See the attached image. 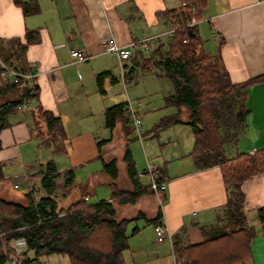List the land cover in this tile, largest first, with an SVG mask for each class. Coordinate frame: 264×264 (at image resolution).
<instances>
[{"label":"crops","instance_id":"0c3cea01","mask_svg":"<svg viewBox=\"0 0 264 264\" xmlns=\"http://www.w3.org/2000/svg\"><path fill=\"white\" fill-rule=\"evenodd\" d=\"M37 1L39 10L24 15L13 0H0L2 54L9 55L8 58L19 70L29 67L37 71L33 77L37 86L36 96L24 109L10 113L6 118L9 124L0 130V162L4 172L0 180V196L5 198V187L11 193L14 183H17V189L21 184L26 186L22 196L16 195L22 200H26V193L34 199L45 195L37 173L45 163V154H49L46 161H55L50 155L51 148L41 144L36 136L37 131H45L38 104L43 110L59 116L63 123L68 137L65 154L74 153L76 156L74 166L68 168L74 172L76 168L77 185L73 187L76 197L82 188L96 193L99 183L106 186L103 193L107 195L104 199H108L111 180L102 165L112 159H118L116 163L125 166L123 187L132 188L125 162L120 161L119 164L124 151L122 144L128 134H124L119 121L112 127L105 125L104 110L113 104L105 105L100 110V122H95L94 113L99 107L93 112L95 106L88 105V98L90 91L105 96L107 86L111 87L118 80L112 71L111 56L117 60L119 77L124 86L133 78V67L131 65L126 69V63L136 59L132 54L120 64L115 54L103 49V44L112 40L118 45H126L132 40L167 32L173 27V21L162 11L179 7L181 0ZM195 25L197 49L213 56L231 81H246L264 73V0H206ZM15 39L24 47L22 51L10 55L16 47ZM166 41V34L158 36L150 42L148 53L157 57L160 51L157 48L163 50ZM71 49H79L88 58L72 63ZM130 69L132 78L124 81L123 73ZM99 72L103 73L101 92L96 79ZM245 103L249 111L240 135L234 143H225L224 150L228 156L264 148V82L247 86ZM184 116L181 115V118L187 117L186 109ZM172 125L176 128L181 126L179 128L189 135L184 141L172 138L167 159L156 157L158 164L155 165L162 170L160 175L165 180V189L159 196L145 193L133 203H114L118 218L132 217L141 212L143 217L138 219L145 221L144 230H149L152 236L147 242L128 243V249L123 252L126 264H170L169 256H173V264H181L180 248L202 241L228 223L223 209L232 188L224 183L217 166L197 167L194 158L189 155L193 143L191 127L185 123ZM115 138L121 143H115ZM119 144V149L115 150L114 147ZM90 151L94 154L92 157ZM98 158L100 165L90 171L86 169L84 178L78 179L77 174L80 175L85 166L89 168L91 161L95 162ZM55 167L59 171L56 164ZM60 181L61 178H57V182ZM240 188L244 195V214L249 220L247 224L256 228V236L250 243V258L244 263L233 264H264V233L260 230L257 215V208L264 206V174L248 178ZM55 193L58 206L67 202L59 199L64 197L59 189ZM158 208L161 213L159 221L167 226L172 239L167 238L169 243L166 245L164 240H156L153 224L145 219L152 217Z\"/></svg>","mask_w":264,"mask_h":264},{"label":"trees","instance_id":"16d2710c","mask_svg":"<svg viewBox=\"0 0 264 264\" xmlns=\"http://www.w3.org/2000/svg\"><path fill=\"white\" fill-rule=\"evenodd\" d=\"M13 1L21 7L24 15L39 10L37 0ZM184 1V5L162 11L173 21V31L167 36L165 48H157V51L160 50L159 55H143L144 52L139 48L132 54L135 58H142L144 68H157L172 81L174 90L166 97V101L173 104L176 110L161 124H188L193 136L189 155L194 158L197 167L217 166L224 183L232 188L223 209L228 223L202 241L180 248L181 264L244 263L250 258V243L256 236V228L247 224L240 185L254 175L264 174V148L228 156L224 150L227 141L225 132L243 128L249 111L245 103L246 88L251 83L264 82V73L246 81H231L213 56L197 49V29L191 21L200 17L206 0ZM15 40L16 47L10 55H15L24 47V44ZM0 54L3 57L1 62L7 67L33 72L29 67L17 69L8 58L9 55L4 56L1 50ZM2 71L4 69L0 65V75ZM131 74V69L123 73L124 81L132 78ZM102 75V72L96 75L100 92L103 90L100 83ZM36 90L33 78L1 80L0 130L9 124L7 116L17 111L19 104L24 102L27 105L36 96ZM123 104L120 102L106 107L104 123L112 127L119 121L124 134L130 135L128 116L121 109ZM37 107L45 124V131H37L36 134L40 143L49 146L52 153H67L68 137L60 117L43 110L38 104ZM182 108L187 110L185 119L181 118ZM122 160L132 188L118 186L115 180L118 174L116 160L112 159L102 165L111 180L108 199L101 198L88 203L86 198L89 191L82 188L74 200L65 206H58L55 191L59 189L60 194L66 196L77 184L74 171H57L52 159L46 161L37 173L45 195L34 199L26 193L25 202L0 196V264H6L11 258L15 251L12 243L17 239L23 240V250L17 254L15 264H40L36 256L51 253L65 254L70 264H126L123 252L129 247L128 237L140 229L134 225L127 233L128 224L143 217V214L138 212L132 217L118 218L114 203H133L139 196L153 191L148 184L139 181L127 146L124 147ZM157 169L160 175L162 170L159 167ZM3 177V163L0 162V180ZM57 178H61L59 183ZM159 178L163 177L160 175ZM257 215L260 230L264 233V206L257 208ZM160 216L158 208L152 217L145 219L154 225ZM28 251L33 256H28Z\"/></svg>","mask_w":264,"mask_h":264},{"label":"rangeland","instance_id":"374dc122","mask_svg":"<svg viewBox=\"0 0 264 264\" xmlns=\"http://www.w3.org/2000/svg\"><path fill=\"white\" fill-rule=\"evenodd\" d=\"M148 54L147 52H144L143 55ZM0 59L2 60L3 57L0 54ZM136 61H128L126 64V69L132 65L133 67V78L124 86L121 77H119V71H118V64L116 58L114 56L110 57V64L113 66L112 71L115 76L118 77V80L112 84L111 87L107 86V93L105 96H101L98 93H94L93 91H90L89 98H88V105L90 103L94 105L93 112L98 109V112L94 113L93 120L95 122H100L101 113L100 110L107 104H115L118 102H127L129 101L134 110L140 115L141 118V128L143 130V137L141 139H138L134 137L133 135H127L126 140L123 141L122 144L123 149L124 145L127 144V147L131 153L134 167L136 172L139 174L143 171V169L147 166L146 163L151 162L154 164H158L156 161V157L163 158L164 160L167 159V153L172 146L170 145V141L172 138H181V140H185L186 136L189 135L185 133L184 129L181 130V126H176L170 124V125H162V121L166 118L171 116L172 113L175 112L176 107L173 104H170L166 101V97L173 92L174 86L172 84V81L161 73L160 70L152 69L148 70L143 67L142 58H135ZM111 85V84H109ZM92 90V89H91ZM32 107V105H29ZM182 116L185 115V108L182 109ZM185 117V116H184ZM120 126L121 124L118 123ZM241 129H234L230 132H225V135L227 137V141H231L234 143L235 140H237V137L240 135ZM177 135V136H175ZM119 137V136H118ZM123 139V138H121ZM115 143H121L120 139L115 138ZM226 145L224 146L226 150ZM119 145H116L114 148L115 150L119 149ZM75 151V150H74ZM93 152L90 151L89 155L92 157ZM50 155L53 157L55 164L59 171L68 169L70 166H74V160H76V156L74 153L71 154H56V153H50ZM86 155V156H89ZM94 155V154H93ZM44 156V154L42 155ZM49 156V154H48ZM44 156L43 161L46 162V157ZM82 156V155H81ZM42 159V158H41ZM118 161V159L116 160ZM124 163L121 159L119 160ZM147 161V162H146ZM96 165H100V159H96L95 162L93 160L90 163L89 168L85 166L84 169H82L81 174H77L78 179L84 178V172H86V169L93 170V168ZM117 165L118 168V178L116 180L119 187L128 189L126 187H123V182L125 179H123V174L125 173V166L124 165ZM76 167L78 166L75 165ZM75 175H76V168H75ZM78 173V172H77ZM119 179V182H118ZM11 181V180H10ZM139 181L142 184H148V177L145 175L139 176ZM25 185V184H24ZM21 184V186L17 189L14 188V190H11V193L9 192L10 189L8 187L4 188V195L5 199L12 200V201H20L25 202V200H22L23 198H18L19 196H22V192L25 190L26 186ZM104 188L106 189V186L100 185L98 183V188L96 193L89 192L87 195V202L93 203L101 198H107V195L103 193ZM73 189V188H72ZM84 189V188H83ZM40 193H42V190L40 189ZM74 189L66 196L59 198L62 201L67 202H61V206H65L70 201L74 200L76 198V195L74 194ZM38 194V192L36 193ZM74 194V196H72ZM18 197H17V196ZM4 197V196H3ZM72 197V198H71ZM71 198V200H69ZM59 201V200H58ZM249 220H247L248 222ZM144 224L145 221L137 219L135 221H132V224H128L127 227V233H130V229L137 225L139 226V231L136 235L133 234L128 237V243L131 242H147L151 240V232L149 230H144ZM168 239L164 240V244H168ZM12 245H15V251L12 253L11 258L8 261H15L16 263V256L17 254L23 250V245L18 242L17 240H14ZM28 256H33V253L31 251L27 252ZM128 255V252H127ZM36 258L40 261V264H70L69 258L65 254H58V253H51V254H43L36 256ZM170 258V264H173L174 259L173 256ZM7 264V263H6ZM166 264V262H165Z\"/></svg>","mask_w":264,"mask_h":264},{"label":"built area","instance_id":"2783aa9c","mask_svg":"<svg viewBox=\"0 0 264 264\" xmlns=\"http://www.w3.org/2000/svg\"><path fill=\"white\" fill-rule=\"evenodd\" d=\"M184 4H185V1L182 0L181 5H184ZM195 23H196V19H193L191 21V24H195ZM172 31H173V28L169 29L167 32H163V33L156 34V35H151V36L144 37V38L138 39V40H132L131 42H129L126 45H118L114 41L108 40L103 44V49L107 52H111V53L115 54L116 57L118 58L120 64H121L123 60L129 59L131 57L132 52L134 50H136L137 47H139V49H141L142 51L148 53L150 41L158 38V36H160L162 34H166L168 36L172 33ZM70 55L73 58L72 63H74V64H77L79 62H83L88 58V56L85 53H83L82 51H80L79 49H71ZM0 65L4 69V71H2V73L0 75L2 81L6 80V79H8L10 81H16L18 77H22V78H26L28 80H31L35 76V74L37 73V71L22 72V71H18V70H13V69L7 67L6 65H4V63H2L1 61H0ZM25 107H26V103H24V102L18 105L19 109H24ZM121 109L123 110L124 114L128 116L127 125L131 128L130 135H133L134 137L141 139L143 137V130L141 128L140 115L136 112V110H134L132 104L129 101L124 102ZM146 164H147V166L143 169V171L141 173H139V174L137 173V174H138V176H141V175L147 176L148 177V185L152 189L153 194H155L156 196H159L161 194V192L166 187L165 180L159 178L160 175L158 173V169H157V166L155 164H153L151 162H148ZM13 187L14 188L18 187L17 183H14ZM153 230H154V234H155L157 241H162V240H165L167 238L169 240L171 239V235H170V232H169L167 226L164 223H162L161 221H157L153 225ZM17 241L23 245L22 239H17ZM7 264H15V261H8Z\"/></svg>","mask_w":264,"mask_h":264}]
</instances>
